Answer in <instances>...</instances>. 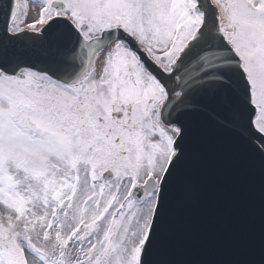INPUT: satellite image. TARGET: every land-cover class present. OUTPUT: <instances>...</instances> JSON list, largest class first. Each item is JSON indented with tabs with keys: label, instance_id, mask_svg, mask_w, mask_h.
I'll list each match as a JSON object with an SVG mask.
<instances>
[{
	"label": "snow or ice",
	"instance_id": "1",
	"mask_svg": "<svg viewBox=\"0 0 264 264\" xmlns=\"http://www.w3.org/2000/svg\"><path fill=\"white\" fill-rule=\"evenodd\" d=\"M32 3L0 0V264H173L216 156L264 207V0Z\"/></svg>",
	"mask_w": 264,
	"mask_h": 264
},
{
	"label": "water",
	"instance_id": "2",
	"mask_svg": "<svg viewBox=\"0 0 264 264\" xmlns=\"http://www.w3.org/2000/svg\"><path fill=\"white\" fill-rule=\"evenodd\" d=\"M199 121L211 129L206 113ZM212 165L204 179L193 169L175 212V239L164 258L173 264H260L264 207L259 172L251 165L229 166L223 156ZM217 168L222 175L215 174Z\"/></svg>",
	"mask_w": 264,
	"mask_h": 264
},
{
	"label": "rangeland",
	"instance_id": "3",
	"mask_svg": "<svg viewBox=\"0 0 264 264\" xmlns=\"http://www.w3.org/2000/svg\"><path fill=\"white\" fill-rule=\"evenodd\" d=\"M29 3V6H31L32 5V10L34 11V13H35V11H36V9H35V6L33 5V3H30V2H28ZM32 12H30L29 14H31ZM33 14V13H32Z\"/></svg>",
	"mask_w": 264,
	"mask_h": 264
}]
</instances>
